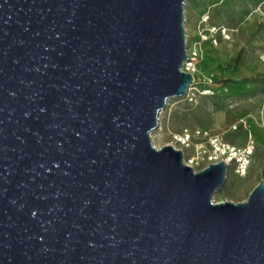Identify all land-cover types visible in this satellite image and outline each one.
I'll use <instances>...</instances> for the list:
<instances>
[{
	"label": "water",
	"instance_id": "1",
	"mask_svg": "<svg viewBox=\"0 0 264 264\" xmlns=\"http://www.w3.org/2000/svg\"><path fill=\"white\" fill-rule=\"evenodd\" d=\"M186 1L0 0V264H264V179L152 143Z\"/></svg>",
	"mask_w": 264,
	"mask_h": 264
},
{
	"label": "rangeland",
	"instance_id": "2",
	"mask_svg": "<svg viewBox=\"0 0 264 264\" xmlns=\"http://www.w3.org/2000/svg\"><path fill=\"white\" fill-rule=\"evenodd\" d=\"M205 17L207 25L226 28L229 38L217 34L216 44L200 42L193 99L169 98L151 139L157 148L174 144L178 149L181 146L172 137L184 130L207 131L239 147L253 139L255 149L246 174L238 176L229 167L224 183L212 196L214 202H241L264 179V0H187L186 44L200 40ZM209 75L211 83L204 80ZM205 141L195 136L190 147L183 148L184 161L192 158L196 171L212 163L195 148Z\"/></svg>",
	"mask_w": 264,
	"mask_h": 264
},
{
	"label": "built area",
	"instance_id": "3",
	"mask_svg": "<svg viewBox=\"0 0 264 264\" xmlns=\"http://www.w3.org/2000/svg\"><path fill=\"white\" fill-rule=\"evenodd\" d=\"M202 22H204L205 26L199 32L200 40L193 42L192 46H190V44H188L187 42L186 44L187 58L183 61L181 67L182 71L190 72L193 74V76L196 72L197 60L200 53V47H199L200 42L208 41L213 44H216L217 34H219L224 38H229V33L227 32L226 28L207 25L206 24L207 17L202 19ZM263 56H264V50H263ZM204 80L207 81L208 83H211L212 82L211 75L206 77ZM196 83L197 82L194 76V81L188 87L185 95V97L188 100L193 99L194 90H197L195 86ZM195 136H202L206 138L204 144L202 142L195 144V148L197 152L200 154L204 152V157L207 159L208 162L215 163L223 160L227 164V169L229 167H233L234 172L238 176H244L246 174L255 149V143L253 139H249L244 146L239 147L228 142H223L219 139L217 135H211L207 131L196 130L193 132H189L188 130H184L179 133L173 134L172 142L179 144L183 152V148L190 147L192 143V138H194ZM172 146L175 147L174 144H172ZM192 162L193 159L189 158L185 163L192 166L191 165Z\"/></svg>",
	"mask_w": 264,
	"mask_h": 264
}]
</instances>
